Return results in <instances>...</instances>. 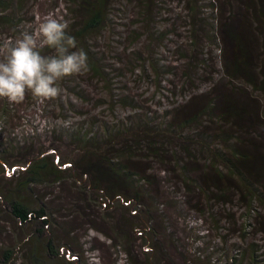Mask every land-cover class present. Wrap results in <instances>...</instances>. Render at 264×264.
<instances>
[{"label": "trees", "instance_id": "16d2710c", "mask_svg": "<svg viewBox=\"0 0 264 264\" xmlns=\"http://www.w3.org/2000/svg\"><path fill=\"white\" fill-rule=\"evenodd\" d=\"M26 1L0 0V26ZM64 1L90 77L42 101L64 103L43 141L10 131L0 146V264H89L90 230L133 264H264V0ZM168 35L181 59L160 68L151 42ZM119 64L135 83L156 74L151 99L117 92ZM13 108L2 100L0 132ZM189 211L215 232L191 258L172 229Z\"/></svg>", "mask_w": 264, "mask_h": 264}, {"label": "rangeland", "instance_id": "374dc122", "mask_svg": "<svg viewBox=\"0 0 264 264\" xmlns=\"http://www.w3.org/2000/svg\"><path fill=\"white\" fill-rule=\"evenodd\" d=\"M164 3L166 4L167 2ZM70 4L73 5L72 3ZM10 5H12V3ZM65 5L66 2L64 0L26 1L22 7V10L18 13V17L22 20L19 22V25L15 30L5 25L0 26V59H3L8 47L14 44L20 32L25 30L26 28L30 31L31 28H34L37 25L42 17L51 15L62 20ZM118 27L121 28L120 31L126 32L124 27ZM166 27L170 26L164 24L162 29H165ZM115 33L117 34L116 31ZM168 38V41L166 39H163L162 42H151L154 43L152 44L151 48L153 51V59L158 63V66L160 68L162 67V64H172V59H181L179 58L178 53H180V48L182 49V46H180L179 43H181V40L182 38H184V36L177 37L176 35H168ZM105 40L106 39H104L100 35L97 38L92 39L91 42L95 47L98 46L100 50L104 51ZM149 45L150 43H147V41H143V44H141L143 53L146 47H150ZM115 49L117 50V55L119 57H122V47L120 45H117ZM198 49H201L203 53L201 57H203L204 59H208V53L206 52L204 43H202V45L199 46ZM95 50H97V48ZM41 52L43 54L50 53L49 51L43 50ZM216 53H218V51ZM119 66L121 67V69L114 75L116 77H122V83L120 85L121 88L117 90V92L123 94L125 92H129L127 90L128 87L131 93H134L138 99L144 97H148L149 99H151V97L153 96L152 86L154 85L152 79L156 77V74L151 72V80L135 83L133 81H130L129 72L126 68L127 65L121 66V64H119ZM78 74H81L78 79H76L73 75L67 76V78H69L67 79V84H73L77 80L83 86H87L86 82L89 81V78L87 77H90V75L85 74V71ZM67 81H64L63 78L57 81L58 88L63 87ZM236 83L237 82H235V84ZM238 86L242 87L241 85ZM97 88H100L104 92L101 84L98 82L92 85L91 90ZM71 97V92H68L66 98L70 99ZM154 99L157 100V97L155 96ZM2 100L4 99L0 98V105L2 103ZM42 101L43 100H36L33 97L26 98L23 96V98L19 102L12 103L14 108L11 110V120L2 123V126L5 127H3L2 132H0V142L2 143L0 144V146L6 143L4 139L12 141L13 137H7L6 135L10 131L16 133V137L20 141L29 140L30 136L33 140L39 139V141H43V139H41L42 135L44 134L43 129L53 122H62L63 119L57 114L62 113V111H59V107L61 104L64 105L63 101H54L52 104L45 103V105L42 104ZM91 107L92 105L90 104L82 107V110L83 112H86L88 110H91L92 112ZM44 115L46 117H44ZM63 117L68 116L64 114ZM31 130H35L37 132L35 136L33 134L31 135ZM163 187H166V185H163ZM172 215L173 217H175L172 229L176 232L177 235L181 237V241H184L186 245L184 251L188 253L189 258L196 255L198 251H202L206 245H209L212 237L215 234L213 225L210 222L209 218L206 220V222H202V220H199V213L196 211L187 212L184 221L181 218H176L175 213H173ZM89 233L95 239L93 242L97 245V247H100V249H95L93 252L90 251L89 253H87V255H89V264H133L120 247H112L111 241L104 234L94 230H90ZM86 239H89V237H86ZM88 244H90V242H88L86 245ZM136 251L138 250L135 249V252ZM136 262H138L139 264L141 260L136 259ZM198 264H204V262L199 261Z\"/></svg>", "mask_w": 264, "mask_h": 264}, {"label": "clouds", "instance_id": "9594fccd", "mask_svg": "<svg viewBox=\"0 0 264 264\" xmlns=\"http://www.w3.org/2000/svg\"><path fill=\"white\" fill-rule=\"evenodd\" d=\"M66 23L51 15L34 28L20 32L0 59V98L19 102L25 92L36 100L58 94L57 81L87 70L86 57L75 49V40L65 32ZM49 49V54L41 50Z\"/></svg>", "mask_w": 264, "mask_h": 264}]
</instances>
